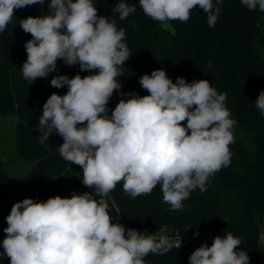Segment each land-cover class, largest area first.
Here are the masks:
<instances>
[{"label":"clouds","instance_id":"9594fccd","mask_svg":"<svg viewBox=\"0 0 264 264\" xmlns=\"http://www.w3.org/2000/svg\"><path fill=\"white\" fill-rule=\"evenodd\" d=\"M240 2L249 11L264 12V0ZM44 3L0 0V33L11 23L14 10ZM222 3L139 0L145 16L173 32L170 21L186 23L197 8L207 14L208 27H214ZM48 9L42 17L20 20L32 37L25 44L23 78H47L58 60L79 64L81 71H97L51 79V86L66 85L68 90L63 96L51 94L44 103L38 142L45 144L54 131L62 137L60 156L82 168V184L93 191L15 203L6 217L0 259L6 256L10 264H146L150 253L179 249L181 236L141 234L113 223L105 198L120 182L133 199L150 195L159 185L169 211H180L194 190L207 191L209 178L231 164L236 121L225 104L227 95L209 80L188 83L178 77L173 82L158 69L140 77L148 95L120 93L129 98L120 99L109 116V100L122 88L120 69L131 56L125 30L118 29L115 20L99 16L93 0H50ZM113 11L124 20L136 7L121 0ZM255 107L264 116V91ZM240 244L241 238L231 232L216 236L210 247L201 245L190 255L189 264H249L247 252L237 251Z\"/></svg>","mask_w":264,"mask_h":264},{"label":"trees","instance_id":"16d2710c","mask_svg":"<svg viewBox=\"0 0 264 264\" xmlns=\"http://www.w3.org/2000/svg\"><path fill=\"white\" fill-rule=\"evenodd\" d=\"M119 2L97 0V14L115 20L117 28L125 30V42L131 52L120 69L122 76L117 79L122 88L110 98L108 115L120 99L129 98L120 93L148 95L139 83L140 77L163 69L173 82L178 77L188 83L205 79L219 93H225L231 118L246 137L233 132L231 164L209 178L207 191L194 190L180 211H169L159 185L150 195L133 199L124 193L123 182L118 183L110 197L105 198L113 223L119 222L141 234L185 238L177 250L173 248L164 255L150 253L145 257L146 264H189L190 255L206 243L205 238L193 235L207 229L214 237L231 232L241 238L237 251L247 252L249 264H264L260 226L264 216V116L255 107L264 91V12L259 8L249 11L240 0H223L218 5L221 14L214 27H208L207 14L197 8L186 23L170 21L173 32L145 16L139 0H124L135 5L136 12L121 20L113 11ZM29 16L43 14L36 4L16 9L11 23L0 33V113L17 116V150L22 158L35 163L26 179L35 186L37 202L57 195L71 198L73 193L92 192V188L82 184V168L60 156L62 137L54 131L45 144L38 142L42 135L38 123L50 95L67 93L66 85L59 89L51 86L54 76L84 77L97 70L81 71L79 64L68 66L58 60L56 71L47 78L25 80L21 71L27 60L25 44L32 37L20 27V20ZM7 179L0 161V195L12 208L25 199V194L6 193ZM161 228L168 231L160 232Z\"/></svg>","mask_w":264,"mask_h":264},{"label":"rangeland","instance_id":"374dc122","mask_svg":"<svg viewBox=\"0 0 264 264\" xmlns=\"http://www.w3.org/2000/svg\"><path fill=\"white\" fill-rule=\"evenodd\" d=\"M95 7L97 0H93ZM50 0H45L43 5L36 4L42 11L43 16L49 13L48 4ZM97 8V7H96ZM17 116L15 114H3L0 113V161L2 162V170L8 175V179L5 183V192L8 194L23 193L26 194V198H31L34 202H37L35 196L34 184L26 179L34 168V161H29L22 158L17 150L16 142V128L15 123ZM186 123V122H185ZM233 132L240 138L246 137L245 133L238 126H234ZM25 198V199H26ZM11 207L7 200L3 199L0 195V251H4L2 244L6 234L4 228L7 227L6 217L10 214ZM262 241L264 242V216L260 220ZM166 228H161L160 232L166 233ZM198 233V235H197ZM169 237H173L171 234ZM193 237H203L206 242H212L214 235L207 229L204 231H197ZM0 264H10L9 259L5 256L0 259Z\"/></svg>","mask_w":264,"mask_h":264},{"label":"built area","instance_id":"2783aa9c","mask_svg":"<svg viewBox=\"0 0 264 264\" xmlns=\"http://www.w3.org/2000/svg\"><path fill=\"white\" fill-rule=\"evenodd\" d=\"M143 234H146V233H143ZM195 235V234H194ZM180 236L178 237H172L173 239H176V238H179ZM171 238V237H170ZM181 241H182V245L181 247L183 246L184 242H185V238L184 237H181Z\"/></svg>","mask_w":264,"mask_h":264},{"label":"water","instance_id":"95a60500","mask_svg":"<svg viewBox=\"0 0 264 264\" xmlns=\"http://www.w3.org/2000/svg\"><path fill=\"white\" fill-rule=\"evenodd\" d=\"M204 245H207L210 247L212 245V242H206Z\"/></svg>","mask_w":264,"mask_h":264},{"label":"crops","instance_id":"0c3cea01","mask_svg":"<svg viewBox=\"0 0 264 264\" xmlns=\"http://www.w3.org/2000/svg\"><path fill=\"white\" fill-rule=\"evenodd\" d=\"M96 7H97V3H96ZM34 188V187H33ZM35 196H36V193H35ZM27 197V195L25 194V198ZM0 253H1V251H0Z\"/></svg>","mask_w":264,"mask_h":264}]
</instances>
